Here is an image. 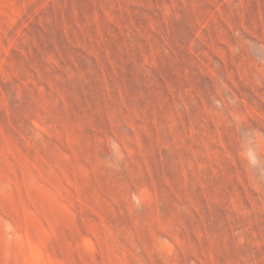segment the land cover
Returning a JSON list of instances; mask_svg holds the SVG:
<instances>
[{
    "label": "rangeland",
    "instance_id": "obj_1",
    "mask_svg": "<svg viewBox=\"0 0 264 264\" xmlns=\"http://www.w3.org/2000/svg\"><path fill=\"white\" fill-rule=\"evenodd\" d=\"M0 264H264V0H0Z\"/></svg>",
    "mask_w": 264,
    "mask_h": 264
}]
</instances>
